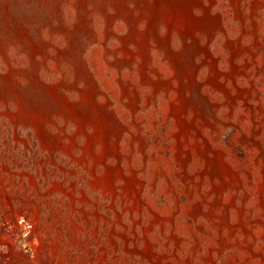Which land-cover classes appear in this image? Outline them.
Returning <instances> with one entry per match:
<instances>
[{"label": "rangeland", "instance_id": "374dc122", "mask_svg": "<svg viewBox=\"0 0 264 264\" xmlns=\"http://www.w3.org/2000/svg\"><path fill=\"white\" fill-rule=\"evenodd\" d=\"M0 264H264V0H0Z\"/></svg>", "mask_w": 264, "mask_h": 264}]
</instances>
